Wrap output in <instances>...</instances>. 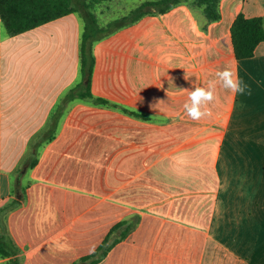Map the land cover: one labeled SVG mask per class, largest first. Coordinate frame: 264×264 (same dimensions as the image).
Returning a JSON list of instances; mask_svg holds the SVG:
<instances>
[{
  "label": "crops",
  "instance_id": "obj_1",
  "mask_svg": "<svg viewBox=\"0 0 264 264\" xmlns=\"http://www.w3.org/2000/svg\"><path fill=\"white\" fill-rule=\"evenodd\" d=\"M120 1L99 0L98 17L116 21L138 5ZM242 12L264 16V0H222L207 31L182 4L96 42L93 92L153 119L80 100L63 109L57 137L22 179L23 204L8 215L22 264H73L135 213L140 225L98 264H264V41L237 58L232 25ZM84 28L72 12L12 36L0 16V206L82 79ZM226 65L245 93L217 84L211 114L192 120L181 89Z\"/></svg>",
  "mask_w": 264,
  "mask_h": 264
},
{
  "label": "trees",
  "instance_id": "obj_2",
  "mask_svg": "<svg viewBox=\"0 0 264 264\" xmlns=\"http://www.w3.org/2000/svg\"><path fill=\"white\" fill-rule=\"evenodd\" d=\"M99 0H0V16L7 32L18 35L40 25L61 18L72 12H79L85 21L81 39V81L72 87L58 106L51 122L32 143L24 165L28 170L37 165L42 149L54 140L59 132L61 116L64 108L75 101H83L91 105L121 110L129 115L151 120L153 116L133 109L105 96L93 92V74L96 66L95 44L98 40L117 30L135 24L143 17L152 14H164L178 5H187L200 28L209 29L212 22L221 19L222 0H144L116 21L103 26L96 8ZM232 38L238 59L250 58L255 55L257 46L264 41V16L249 17L240 13L232 25ZM22 177V176H21ZM20 190L22 197H18ZM25 186L16 184L10 198L0 206V258L7 259L8 264H22V250L11 234L7 219L11 211L20 207L25 200ZM142 220L141 213L125 218L110 229L100 246L91 254L82 257L73 264H98L119 242L127 239Z\"/></svg>",
  "mask_w": 264,
  "mask_h": 264
},
{
  "label": "clouds",
  "instance_id": "obj_3",
  "mask_svg": "<svg viewBox=\"0 0 264 264\" xmlns=\"http://www.w3.org/2000/svg\"><path fill=\"white\" fill-rule=\"evenodd\" d=\"M185 79H190L187 72ZM217 84L233 94H244L247 89V85L243 84L238 73L230 65H226L223 70H217L215 79L207 81L206 84L201 85L195 81L191 83V89H181L186 91L188 95L187 101L183 104V109L189 118L199 121L211 114L208 105L216 100Z\"/></svg>",
  "mask_w": 264,
  "mask_h": 264
},
{
  "label": "rangeland",
  "instance_id": "obj_4",
  "mask_svg": "<svg viewBox=\"0 0 264 264\" xmlns=\"http://www.w3.org/2000/svg\"><path fill=\"white\" fill-rule=\"evenodd\" d=\"M136 2L138 3V5L140 4L139 2H141L140 0H136ZM121 3H123L124 5H129V4H131V7L132 8H134V6H135V0H121L120 2H117V4H116V8L118 7V6H120L121 5ZM136 3V4H137ZM137 5V6H138ZM119 10H123V8L122 7H119ZM98 14V13H97ZM99 20H100V22H101V24L103 25V26H106V27H108L109 28V26H108V22L107 21H105L106 19H105V16H102L101 15V17H99ZM111 22V21H110ZM25 167H27L26 165H22V163H20L19 164V167L17 168V171H16V173H14L13 174V177H14V179H17V178H19V175H20V177H21V183H20V185H22L23 184V181H22V179H26L27 178V174H28V169L25 171V172H23L22 173V171L25 169ZM15 183V182H14Z\"/></svg>",
  "mask_w": 264,
  "mask_h": 264
},
{
  "label": "water",
  "instance_id": "obj_5",
  "mask_svg": "<svg viewBox=\"0 0 264 264\" xmlns=\"http://www.w3.org/2000/svg\"><path fill=\"white\" fill-rule=\"evenodd\" d=\"M27 169H28V166L25 167V169L22 171V173L25 172ZM17 183H18V184L21 183V177H19V178L17 179ZM17 192H18V197L21 198V197H22V193L20 192V190H17Z\"/></svg>",
  "mask_w": 264,
  "mask_h": 264
}]
</instances>
